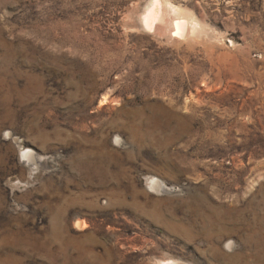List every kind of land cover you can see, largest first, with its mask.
I'll return each mask as SVG.
<instances>
[{
    "label": "rangeland",
    "instance_id": "obj_1",
    "mask_svg": "<svg viewBox=\"0 0 264 264\" xmlns=\"http://www.w3.org/2000/svg\"><path fill=\"white\" fill-rule=\"evenodd\" d=\"M156 1L0 0V264H264V0Z\"/></svg>",
    "mask_w": 264,
    "mask_h": 264
},
{
    "label": "bare ground",
    "instance_id": "obj_2",
    "mask_svg": "<svg viewBox=\"0 0 264 264\" xmlns=\"http://www.w3.org/2000/svg\"><path fill=\"white\" fill-rule=\"evenodd\" d=\"M158 3L156 0H153L152 2V5H151V10H149L147 12V14L144 16L143 18V23L147 26V27H151L152 24L154 23V20L156 19L157 17V9H158ZM162 10V9H161ZM156 21V20H155ZM175 22V21H174ZM174 31H175V34L176 35H179L180 37L185 33L184 30L186 31V26L185 23L183 22H175L174 23ZM147 29V28H146ZM184 32V33H183ZM174 34V35H175ZM182 34V35H181ZM186 34V33H185ZM184 34V35H185ZM24 158H28V155L27 153H24L23 154ZM29 162V161H28ZM35 165V164H34ZM81 224L80 223H76L75 227L77 228H81ZM160 264H178V263H174V262H167V261H164V262H161Z\"/></svg>",
    "mask_w": 264,
    "mask_h": 264
}]
</instances>
